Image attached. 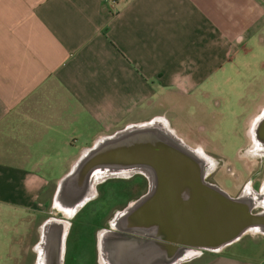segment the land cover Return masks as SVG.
Returning a JSON list of instances; mask_svg holds the SVG:
<instances>
[{
	"label": "crops",
	"instance_id": "obj_1",
	"mask_svg": "<svg viewBox=\"0 0 264 264\" xmlns=\"http://www.w3.org/2000/svg\"><path fill=\"white\" fill-rule=\"evenodd\" d=\"M257 49L264 0H0V264H35L56 182L82 148L155 115L190 131L204 85ZM247 236L256 256L227 250ZM192 261L264 264V235Z\"/></svg>",
	"mask_w": 264,
	"mask_h": 264
},
{
	"label": "water",
	"instance_id": "obj_2",
	"mask_svg": "<svg viewBox=\"0 0 264 264\" xmlns=\"http://www.w3.org/2000/svg\"><path fill=\"white\" fill-rule=\"evenodd\" d=\"M247 134L244 153L264 158V106L250 119ZM217 166L215 157L188 144L164 115L97 136L56 182L35 264H64L72 220L97 197L98 186L134 175L146 178L147 190L134 199L136 207L117 211L98 230L101 264H183L204 252L218 253L248 232L264 235V178L257 188L248 183L233 196L208 180ZM181 214V221L174 220Z\"/></svg>",
	"mask_w": 264,
	"mask_h": 264
},
{
	"label": "rangeland",
	"instance_id": "obj_3",
	"mask_svg": "<svg viewBox=\"0 0 264 264\" xmlns=\"http://www.w3.org/2000/svg\"><path fill=\"white\" fill-rule=\"evenodd\" d=\"M237 57L234 64H228L219 77H213L197 94V101L201 103L203 111L201 114L190 111V124L193 126L191 130L196 134L190 131L180 132L188 141L198 138L207 153L229 163L231 170L222 166L209 179L233 194L236 193L242 176H250L252 169L256 168L257 162L248 160L240 151L246 147V122L264 103V49L245 54V58L244 54L239 53ZM259 73L260 76L255 79L254 75ZM256 100L258 105L253 108ZM182 123V128L187 129L186 124ZM259 177H264V168ZM136 181L137 177L130 180L109 179L98 186L97 198L85 204L73 220L65 264H97L95 232L106 220L109 222L111 215L120 210V207H136L134 199H131L140 193L134 189ZM177 211L179 213L181 209ZM182 218L181 214L174 220L181 221ZM252 242L247 236L227 250L254 257L262 246ZM204 255L208 256V253ZM204 255L199 258H204Z\"/></svg>",
	"mask_w": 264,
	"mask_h": 264
},
{
	"label": "flooded vegetation",
	"instance_id": "obj_4",
	"mask_svg": "<svg viewBox=\"0 0 264 264\" xmlns=\"http://www.w3.org/2000/svg\"><path fill=\"white\" fill-rule=\"evenodd\" d=\"M259 112V111H258ZM257 112V113H258ZM254 116V115H253ZM252 116V117H253ZM251 117V118H252ZM250 118V119H251ZM249 119V120H250ZM249 125V124H248ZM248 125H247V128H246V132H245V135H246V137H247V139H246V146L250 143V139H249V137H248V134H247V129H248ZM192 129V128H191ZM190 132H192L193 134H196V132L195 131H193V130H190ZM197 132H199L198 130H197ZM179 133V132H178ZM180 134V133H179ZM180 136H182L181 134H180ZM183 137V136H182ZM195 138H196V136H194ZM183 139L188 143V144H190L192 147H201V148H203V149H205V147L202 145L203 143H202V141H200L198 138H196L194 141H188V140H186L184 137H183ZM243 149V148H242ZM209 154V153H208ZM240 154L241 155H243V156H246L247 158H248V160H250V161H256L257 162V165H256V168H253L252 169V174H250V176H247V178H246V180H245V183L242 185V187L245 185V184H248V183H250L251 185H252V181L254 180V179H256V178H259V175L261 174V172H262V170H263V168H264V158H259V157H256V158H254V157H251V156H248L247 154H245L244 153V151L243 150H241L240 151ZM211 155V154H210ZM213 156V155H212ZM213 157H215L217 160H218V166H217V168H216V170L217 169H219L220 167H222V166H224L225 168H226V170H231L230 169V167H229V163H226L221 157H216V156H213ZM215 170V171H216ZM214 171V172H215ZM213 172V173H214ZM135 177H137V181L134 183V189L136 190L137 189V192H140V193H138V194H136V196L135 197H131V199H136V198H138L140 195H142L144 192H146V190H147V187H148V182H147V180H146V178H144L143 176H141V175H134L133 177H131V178H128V180H130V179H132V178H135ZM208 180L210 181V182H212L210 179H209V177H208ZM213 183H215V182H213ZM217 184V183H216ZM101 185V184H100ZM220 186V185H219ZM238 186V185H237ZM253 186V185H252ZM257 186V185H256ZM242 187L240 188V190L242 189ZM223 188V187H222ZM224 189H226V188H224ZM143 191V192H142ZM240 192V191H239ZM98 196V195H97ZM97 198V197H96ZM124 206H122V207H120L121 209L123 208ZM120 209V210H121ZM119 211V210H118ZM48 215V214H47ZM111 216H113V215H111ZM110 216V217H111ZM110 217H108V218H110ZM75 218V217H74ZM107 218V219H108ZM74 220V219H73ZM73 220H72V223H71V227H70V230H69V233H68V236H67V239H66V250H67V245H68V240H69V238H70V234H71V231H72V225H73ZM108 220H106L105 221V223H103L100 227H98L99 229L98 230H100V229H102V228H107L108 226H109V224H108V222H107ZM98 230H97V232H98ZM97 232H95V239H96V234H97ZM95 250H96V256H98V253H97V245L95 246ZM96 263L97 264H101L100 263V260L98 261L97 259H96ZM65 264V263H64Z\"/></svg>",
	"mask_w": 264,
	"mask_h": 264
},
{
	"label": "built area",
	"instance_id": "obj_5",
	"mask_svg": "<svg viewBox=\"0 0 264 264\" xmlns=\"http://www.w3.org/2000/svg\"><path fill=\"white\" fill-rule=\"evenodd\" d=\"M105 3H107L111 8H113L116 0H104Z\"/></svg>",
	"mask_w": 264,
	"mask_h": 264
}]
</instances>
